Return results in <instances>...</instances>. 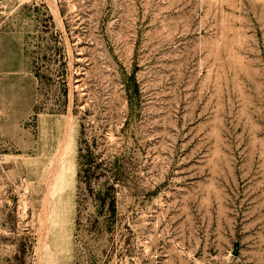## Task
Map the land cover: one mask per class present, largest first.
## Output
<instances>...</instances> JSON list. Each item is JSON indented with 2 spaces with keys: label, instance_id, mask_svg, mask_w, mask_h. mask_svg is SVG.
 <instances>
[{
  "label": "rangeland",
  "instance_id": "obj_1",
  "mask_svg": "<svg viewBox=\"0 0 264 264\" xmlns=\"http://www.w3.org/2000/svg\"><path fill=\"white\" fill-rule=\"evenodd\" d=\"M0 264H264V0H0Z\"/></svg>",
  "mask_w": 264,
  "mask_h": 264
},
{
  "label": "trees",
  "instance_id": "obj_2",
  "mask_svg": "<svg viewBox=\"0 0 264 264\" xmlns=\"http://www.w3.org/2000/svg\"><path fill=\"white\" fill-rule=\"evenodd\" d=\"M88 155V148H87V154L85 155H79V159L83 160V162L78 163V173H77V182L78 184H83V189L85 191H91L90 189V183L92 179V173H91V160L88 159L86 156ZM80 162V161H79ZM108 210L110 212V215L115 212L114 202H110Z\"/></svg>",
  "mask_w": 264,
  "mask_h": 264
}]
</instances>
